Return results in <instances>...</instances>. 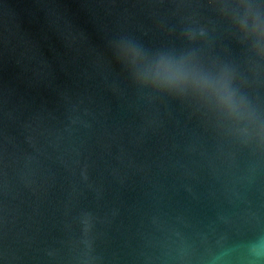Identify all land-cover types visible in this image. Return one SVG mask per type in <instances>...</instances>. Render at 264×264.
I'll list each match as a JSON object with an SVG mask.
<instances>
[{"label":"water","instance_id":"water-1","mask_svg":"<svg viewBox=\"0 0 264 264\" xmlns=\"http://www.w3.org/2000/svg\"><path fill=\"white\" fill-rule=\"evenodd\" d=\"M0 264H264V0H0Z\"/></svg>","mask_w":264,"mask_h":264}]
</instances>
